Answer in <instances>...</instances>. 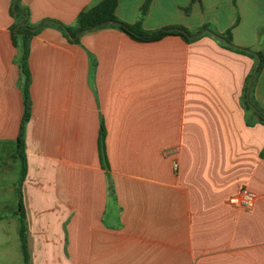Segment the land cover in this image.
<instances>
[{
  "label": "crops",
  "instance_id": "0c3cea01",
  "mask_svg": "<svg viewBox=\"0 0 264 264\" xmlns=\"http://www.w3.org/2000/svg\"><path fill=\"white\" fill-rule=\"evenodd\" d=\"M15 1L0 0L2 208L20 175ZM102 1L20 3L33 25L74 27L79 13ZM115 16L146 32L200 34L192 42H138L105 26L71 43L47 25L31 38L21 186L30 264H264V126L243 105L253 77L249 97L264 112V0H116ZM204 29L229 31L231 45L260 53L261 70L253 73L256 57ZM7 157L11 172L2 170ZM14 171L16 181L4 183ZM244 187L256 195L250 212L228 204ZM12 214L18 221V210ZM4 220L0 264H9L10 248L22 264L19 237L9 246Z\"/></svg>",
  "mask_w": 264,
  "mask_h": 264
},
{
  "label": "trees",
  "instance_id": "16d2710c",
  "mask_svg": "<svg viewBox=\"0 0 264 264\" xmlns=\"http://www.w3.org/2000/svg\"><path fill=\"white\" fill-rule=\"evenodd\" d=\"M21 0L13 3L10 8V15L15 19V23L11 26V39L14 46H19L20 55L17 59L18 65L24 77L23 82V114L20 121L19 132L15 141L14 158L20 162V175L15 184V197L17 201L18 210V237L20 242V249L22 254V264H30V254L27 244L26 236V216L22 204L21 186L26 175V159L24 154V136L25 127L31 116V99L29 95L30 74L27 67V57L29 52V42L32 37L39 34V32L47 25H53L58 28L63 36L71 43H76L78 36L84 32L99 29L105 26H112L120 32L128 35L131 39L138 42H155L167 36H179L186 42H192L197 39L196 34L187 31L183 27L164 28L161 30L146 32L141 29L140 25H128L117 19L115 16L116 0H104L95 7L79 13L74 27L66 26L56 21H44L40 25H33L29 22V11L20 3ZM146 9V5L142 8V14ZM209 34L215 39L224 42L226 47L234 49L251 57H256L258 64L253 73L255 75L261 70L262 56L260 53L256 55L249 52L247 49H242L231 45V36L228 31L225 34H217L209 31ZM247 88L245 89L243 105L249 111L256 121L264 126V112H262L253 102L252 99L246 96ZM251 105L255 108L252 109ZM98 155L103 166L106 167L105 154V130L101 125L98 134Z\"/></svg>",
  "mask_w": 264,
  "mask_h": 264
},
{
  "label": "rangeland",
  "instance_id": "374dc122",
  "mask_svg": "<svg viewBox=\"0 0 264 264\" xmlns=\"http://www.w3.org/2000/svg\"><path fill=\"white\" fill-rule=\"evenodd\" d=\"M3 164H7V166L6 167L2 166V170H4V171L7 170L8 172H11L14 170L15 166L13 165L10 158H8V157L5 158ZM5 179H6V181H4V183H10V182L16 181L17 172L14 171V172L10 173L8 175V177ZM7 186H8V184H7ZM1 187H2V183L0 182V188ZM3 196H5V198L2 200V202L4 203V207L3 208L0 207V218H2V219L7 218L8 222L6 220H4L1 224L5 225V231H7V233H8L9 246H12L14 244V247H15V244H17V240H18V221H17V218L13 216L12 212H16V210H17L16 209V202H15L16 198L14 199L15 194H13V192L10 191L8 188L6 189V192L4 191ZM0 197L3 198L1 195H0ZM13 199H14V201H13ZM0 233H2V232H0ZM9 251H10L9 264H19L20 261H19V258L17 260V255L15 252L17 250L14 248V250L12 252V249L10 248Z\"/></svg>",
  "mask_w": 264,
  "mask_h": 264
},
{
  "label": "built area",
  "instance_id": "2783aa9c",
  "mask_svg": "<svg viewBox=\"0 0 264 264\" xmlns=\"http://www.w3.org/2000/svg\"><path fill=\"white\" fill-rule=\"evenodd\" d=\"M177 163L173 164V169H177ZM256 195L248 188L240 189L235 195L229 197L228 204L238 210L250 212L255 205Z\"/></svg>",
  "mask_w": 264,
  "mask_h": 264
},
{
  "label": "water",
  "instance_id": "95a60500",
  "mask_svg": "<svg viewBox=\"0 0 264 264\" xmlns=\"http://www.w3.org/2000/svg\"><path fill=\"white\" fill-rule=\"evenodd\" d=\"M17 2V0L15 1V3ZM204 31L209 32L208 30L204 29ZM200 33H197V35H199ZM253 78V77H252ZM252 78L250 79L249 85H248V90H247V97L249 98V92H250V87H251V82H252ZM251 108L255 110V108L251 105Z\"/></svg>",
  "mask_w": 264,
  "mask_h": 264
}]
</instances>
